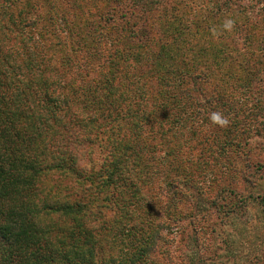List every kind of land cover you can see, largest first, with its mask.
<instances>
[{
  "label": "trees",
  "instance_id": "obj_1",
  "mask_svg": "<svg viewBox=\"0 0 264 264\" xmlns=\"http://www.w3.org/2000/svg\"><path fill=\"white\" fill-rule=\"evenodd\" d=\"M64 1L68 9L58 0H0V264H157L170 243L151 174L163 170L180 203L198 189L185 154L199 132L222 152L248 148L264 119V94L252 84L260 76L197 42L222 72L212 82L159 34L162 14L147 19L162 0H129L130 14H101L122 0H95L86 31L77 19L85 7ZM132 63L139 73L128 71ZM213 113L227 123L214 124Z\"/></svg>",
  "mask_w": 264,
  "mask_h": 264
},
{
  "label": "rangeland",
  "instance_id": "obj_2",
  "mask_svg": "<svg viewBox=\"0 0 264 264\" xmlns=\"http://www.w3.org/2000/svg\"><path fill=\"white\" fill-rule=\"evenodd\" d=\"M163 1L165 4L159 11L150 12L147 19L153 21L154 17L163 15L159 16L157 31L168 36L165 40H176L178 47L194 58L197 67L207 71L214 83L222 75L219 65L194 47L197 48L198 42L210 50L222 48L225 63L236 64L238 61L247 68L256 69L260 80L258 77L252 79L254 92L263 96L264 42H261V37L264 35V0ZM77 2H81L82 11L85 7L84 14L76 12L84 27V18L92 16H86L87 10L97 12L91 9L95 0ZM58 3L68 9L64 0H58ZM108 10L115 14L132 12L129 0L103 4L101 14ZM137 15L140 16L139 13ZM227 21L232 22L230 28L224 27ZM80 22L74 23V30H78ZM132 22H136L133 17ZM121 24V20H116L117 26ZM82 29L86 31L85 27ZM244 35L246 40L250 36V41L242 46ZM88 43L91 44V40ZM138 46L143 52L145 48ZM141 67V64L132 63L128 71L139 73ZM140 83L148 88L156 85L153 78L143 76ZM226 88L230 95L247 100V95L239 93L233 84ZM262 113L260 109L258 118ZM243 122L250 124L248 128L251 130H255L259 123L260 135L249 139V147L241 148L240 152L219 151L213 146L215 141L211 148L208 143L200 142L204 136L202 132L197 139H191L185 156L194 162L198 188L192 190L191 199L173 202L165 185L163 170L151 174L156 196L165 208L164 220L168 224L165 234L169 236L170 243L167 253L158 254L157 264H264V119L257 123L255 119L243 118Z\"/></svg>",
  "mask_w": 264,
  "mask_h": 264
},
{
  "label": "clouds",
  "instance_id": "obj_3",
  "mask_svg": "<svg viewBox=\"0 0 264 264\" xmlns=\"http://www.w3.org/2000/svg\"><path fill=\"white\" fill-rule=\"evenodd\" d=\"M231 21H227L224 25L225 28H230L231 27ZM210 119L212 120V122L214 124H219L221 126L225 125L227 123V121L225 119L222 118L221 114L219 113H213L212 116L210 117Z\"/></svg>",
  "mask_w": 264,
  "mask_h": 264
}]
</instances>
